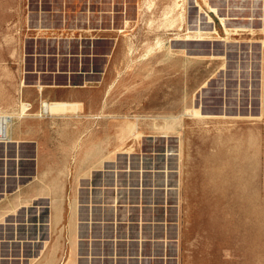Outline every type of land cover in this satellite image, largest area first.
Segmentation results:
<instances>
[{
    "label": "rangeland",
    "instance_id": "rangeland-1",
    "mask_svg": "<svg viewBox=\"0 0 264 264\" xmlns=\"http://www.w3.org/2000/svg\"><path fill=\"white\" fill-rule=\"evenodd\" d=\"M37 72L117 83L96 118L121 147L52 233L48 214L0 226V264L67 263L76 232V264H264V0H0V114Z\"/></svg>",
    "mask_w": 264,
    "mask_h": 264
},
{
    "label": "crops",
    "instance_id": "crops-1",
    "mask_svg": "<svg viewBox=\"0 0 264 264\" xmlns=\"http://www.w3.org/2000/svg\"><path fill=\"white\" fill-rule=\"evenodd\" d=\"M34 75L35 84L22 88L20 83L19 90L29 113L19 117L17 105L11 114L10 141L0 144V226L13 223L21 214L22 218L25 214H48L50 234L60 227L65 214H78V202L66 197L68 188L74 192L81 181L100 172L106 155L119 146L114 120L112 126L107 122L105 127L106 120L96 118L108 111L110 91L115 92L117 83L111 89L103 83L50 85L44 84L38 72ZM53 101L77 104L79 109L71 114H44L43 106ZM29 148L32 153L28 154Z\"/></svg>",
    "mask_w": 264,
    "mask_h": 264
},
{
    "label": "bare ground",
    "instance_id": "bare-ground-1",
    "mask_svg": "<svg viewBox=\"0 0 264 264\" xmlns=\"http://www.w3.org/2000/svg\"><path fill=\"white\" fill-rule=\"evenodd\" d=\"M167 12V11H166ZM168 13L170 14V12L168 11ZM166 16H168V15H166ZM128 24V23H127ZM123 31V30H122ZM126 32V31H125ZM150 51V50H149ZM109 58V57H108ZM23 75H24V73H23ZM26 78V77H25ZM27 82V81H26ZM31 84V83H30ZM21 86H22V88H27V87H29L25 82H22V84H21ZM57 87V86H56ZM203 87V86H202ZM202 87H201V89H202ZM41 89V88H40ZM23 90V89H22ZM21 91V90H20ZM23 94V93H22ZM24 96V95H23ZM22 100V99H21ZM70 102V101H69ZM12 103V102H11ZM15 103V102H14ZM14 103H12L13 105H14ZM9 104V103H8ZM10 105V104H9ZM4 106V105H3ZM6 107L4 106V110H6L5 109ZM12 109V108H11ZM79 109V105H77V104H72V103H68V102H52V103H49V104H46V107H45V113H46V115L48 114V113H51L52 115L53 114H64V113H67V112H70V114H71V112H75L76 110H78ZM27 110H28V105L25 103V102H23V100L22 101H20V116L19 117H21V116H23V115H25V114H28V113H26L27 112ZM199 110L198 109H190V108H187L185 111H184V113H183V115H182V117L184 116L185 117V115H191V116H197V112H198ZM1 112V111H0ZM43 114V113H42ZM199 115V114H198ZM11 116H13V115H11ZM41 116V115H40ZM189 116H186V117H189ZM193 116V117H194ZM200 116V115H199ZM15 117V116H14ZM51 117V116H50ZM178 116H176L175 118H173L172 119V121H169V119H168V117H166V116H162V117H160V118H154V115L150 118H148V120L149 121H151L152 122V124L156 127V126H158V124H160L161 125V127H162V131H164V133H165V135H162V138H167V134L168 133H171L172 131H174L175 132V130L176 129H178L177 128V126H178V122L180 121L179 120V118H177ZM182 117H181V119H182ZM192 117V118H193ZM47 118V117H46ZM139 118V117H138ZM138 118L135 120V122H133L132 123V125H131V134L133 135V136H135V137H138V138H141L142 137V132L140 131V124H139V120H138ZM195 118V117H194ZM205 118V117H204ZM22 119V118H21ZM42 120V119H41ZM159 120H161V123L159 122ZM13 121V120H12ZM163 122V123H162ZM11 124H12V122L9 124H7V128H6V130H7V135L9 136V130H10V126H11ZM182 128V127H181ZM183 128H184V126H183ZM157 129V128H156ZM159 129V128H158ZM185 129V128H184ZM178 134V136L180 135L179 133H177ZM183 134V133H182ZM182 137V136H181ZM184 137V136H183ZM9 138H10V136H9ZM180 138V137H179ZM12 139V138H11ZM106 139H107V137H106ZM108 139H110V138H108ZM13 140V139H12ZM103 141V140H102ZM185 141V140H184ZM108 142V141H107ZM180 142H182V141H180ZM103 143V142H102ZM184 143V142H183ZM79 144V143H78ZM81 144V143H80ZM180 144H182V143H180ZM105 146V145H104ZM104 146H103V148H104ZM107 146H108V144H107ZM101 147V146H100ZM106 147V146H105ZM120 147H121V145H119V146H117V150L118 149H120ZM181 148V147H180ZM80 149V148H79ZM105 149V148H104ZM125 150V149H124ZM130 150V149H129ZM128 151V150H127ZM180 152V154H181V150L179 151ZM101 153V152H100ZM99 153V154H100ZM108 153V152H107ZM106 153V154H107ZM126 153H131V150L130 151H128V152H126ZM116 154V152L114 153V152H110V154L108 153V155L109 156H106V158H105V160H107V159H109L111 156H113V155H115ZM179 154V155H180ZM101 156V155H100ZM102 157V156H101ZM99 158V157H98ZM97 158V159H98ZM100 161H101V159H100ZM99 161V162H100ZM103 161H104V159H103ZM78 162V161H77ZM98 162V163H99ZM106 162V161H105ZM79 173V172H78ZM90 173V172H89ZM67 175V174H66ZM75 184V183H74ZM76 196V195H75ZM75 199H76V197H75ZM57 200V199H56ZM60 200V199H59ZM71 206H74V208L76 207L75 205H71ZM57 211V210H56ZM74 212V211H73ZM73 212H71V213H73ZM55 214H57V213H55ZM74 214V213H73ZM2 215V214H1ZM58 215V214H57ZM59 215H61V211H60V214ZM55 216V215H54ZM58 218H59V216H57ZM56 217V218H57ZM58 218L55 220V221H58ZM61 218V217H60ZM59 218V219H60ZM54 219V217H52V220ZM54 221V220H53ZM53 223H55V222H53ZM57 223V222H56ZM56 223L55 224H53V225H56ZM55 230V229H54ZM74 232H75V230H74ZM72 233V232H71ZM73 234V237H72V242H71V252H70V256H69V259L67 260V263H63V264H76V248H77V232L76 233H72ZM71 234V235H72ZM55 241V240H54ZM57 242V241H56ZM57 245V244H56ZM52 247V246H51ZM53 248V247H52ZM51 252V251H50ZM55 252V251H54ZM46 253V252H45ZM50 254V253H49ZM54 256H55V254H53ZM61 255V254H60ZM48 256V255H47ZM63 256V255H62ZM60 257V256H59ZM45 258V257H44ZM53 257H51V259H48V260H45L46 262L45 263H43V264H54V259H52ZM43 260V259H42Z\"/></svg>",
    "mask_w": 264,
    "mask_h": 264
},
{
    "label": "built area",
    "instance_id": "built-area-1",
    "mask_svg": "<svg viewBox=\"0 0 264 264\" xmlns=\"http://www.w3.org/2000/svg\"><path fill=\"white\" fill-rule=\"evenodd\" d=\"M46 104L43 106V112L45 113ZM13 117L11 115L0 114V144H7L10 141L9 136L7 135V124L11 123Z\"/></svg>",
    "mask_w": 264,
    "mask_h": 264
}]
</instances>
